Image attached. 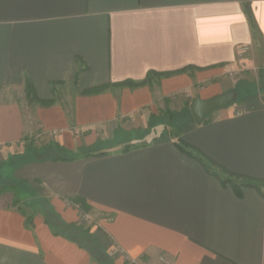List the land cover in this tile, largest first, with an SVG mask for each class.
Wrapping results in <instances>:
<instances>
[{"label":"crops","instance_id":"0c3cea01","mask_svg":"<svg viewBox=\"0 0 264 264\" xmlns=\"http://www.w3.org/2000/svg\"><path fill=\"white\" fill-rule=\"evenodd\" d=\"M229 91L201 124L150 130ZM1 170L20 190L0 186V264H104L90 240L111 264H264V0H0Z\"/></svg>","mask_w":264,"mask_h":264},{"label":"trees","instance_id":"16d2710c","mask_svg":"<svg viewBox=\"0 0 264 264\" xmlns=\"http://www.w3.org/2000/svg\"><path fill=\"white\" fill-rule=\"evenodd\" d=\"M245 12L247 13L249 20L251 22V25L253 27L254 33L257 36L259 33V29H258V25L255 21L254 15L251 11V8L249 7V4L245 5ZM187 68L182 69L180 71H171V72H156V71H151L148 73L147 78L145 79V81H143L142 83L139 84H143L145 82H147L150 78L154 77V76H158V77H168L171 76L173 74H176L178 72H183L185 71ZM123 85H136V83H134L133 81H126L122 83ZM94 91V90H91ZM27 92H28V96L32 99V100H38L37 96L34 93V87L33 84L31 82V80L29 78H27ZM40 102L42 104H49L51 101H43L40 100ZM133 147H135L133 144L128 143L125 148L124 151L130 150ZM106 152L105 151H100L97 147H89L88 149H86L83 152L84 156H101V155H105ZM44 158H53V159H71L73 157L69 156L66 149L58 146V145H54L52 147H50L49 149H47L43 154ZM198 160L203 161L206 164V161L203 157H196ZM210 164H212L214 166V163H212L210 161ZM216 166V165H215ZM210 169V168H209ZM222 175L221 180L223 182L224 185L230 184L233 189L235 190V192L237 193V195L241 196L242 195V186H250V187H254L257 190L261 191V183L257 180L248 178V177H238L235 176L231 173H229L226 169H220ZM214 173V172H213ZM216 174V173H215ZM0 183H2L0 181ZM43 205H44V210L49 209V205L45 200H42ZM76 204H79V206L81 207L82 211H86L88 209V206L85 205V203L83 201H76ZM48 216V215H47ZM53 217H46V221L49 222L51 225H54V221L52 220ZM33 221V215L29 214L27 217V224H31ZM107 259V258H106Z\"/></svg>","mask_w":264,"mask_h":264},{"label":"rangeland","instance_id":"374dc122","mask_svg":"<svg viewBox=\"0 0 264 264\" xmlns=\"http://www.w3.org/2000/svg\"><path fill=\"white\" fill-rule=\"evenodd\" d=\"M153 78L156 80H159L162 77L154 76ZM187 106L188 107L186 108V110H183L181 112H177L175 110L167 108L165 110H162L159 115L152 116L151 120H150V124H149L150 128H151L150 130L154 131V134L157 135V137H159V136H163V137L164 136H173L174 134H177L182 125L193 120L192 115H191V111H190V105H187ZM45 140H46V138L43 139V141H45ZM149 140H152V138L150 137ZM114 146H116V145H114ZM0 172H2V170ZM9 185H10V187H9ZM0 186H6V187H8L9 190H12L15 192H19V190H20V188L17 187L18 185L12 186L11 183H0ZM18 196H23V195L18 193ZM45 201H46V198H45ZM53 218H54V223L57 225V228H59V226H60L59 218H57L56 216H54ZM84 220H85L84 223L88 226L86 233H89V231L91 230V226H90L91 223L88 220V218L87 219L84 218ZM59 230L61 231V229H59ZM62 232H66V230L62 231ZM68 232L70 233V230ZM86 245L91 248V250L93 251V253L95 255H98V257L104 261V264H111L110 259L109 258L106 259L105 256L102 254L103 252L99 248V242H97L95 240H90V241L86 242Z\"/></svg>","mask_w":264,"mask_h":264},{"label":"water","instance_id":"95a60500","mask_svg":"<svg viewBox=\"0 0 264 264\" xmlns=\"http://www.w3.org/2000/svg\"><path fill=\"white\" fill-rule=\"evenodd\" d=\"M236 98L235 91H229L208 99L195 98L190 108L193 121L197 124L205 122L213 111L228 107L236 101Z\"/></svg>","mask_w":264,"mask_h":264},{"label":"built area","instance_id":"2783aa9c","mask_svg":"<svg viewBox=\"0 0 264 264\" xmlns=\"http://www.w3.org/2000/svg\"><path fill=\"white\" fill-rule=\"evenodd\" d=\"M248 52H249V47L244 46V45L243 46H239L238 51H237L238 56H239L240 59L245 58Z\"/></svg>","mask_w":264,"mask_h":264}]
</instances>
